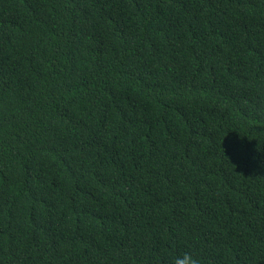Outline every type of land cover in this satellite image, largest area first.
I'll list each match as a JSON object with an SVG mask.
<instances>
[{
    "label": "trees",
    "instance_id": "trees-1",
    "mask_svg": "<svg viewBox=\"0 0 264 264\" xmlns=\"http://www.w3.org/2000/svg\"><path fill=\"white\" fill-rule=\"evenodd\" d=\"M0 264H264V0H0Z\"/></svg>",
    "mask_w": 264,
    "mask_h": 264
}]
</instances>
